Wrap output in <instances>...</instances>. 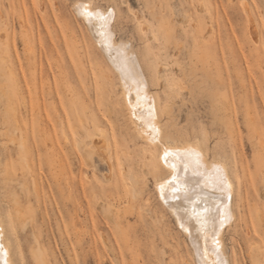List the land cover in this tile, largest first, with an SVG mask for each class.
<instances>
[{"label": "rangeland", "instance_id": "rangeland-1", "mask_svg": "<svg viewBox=\"0 0 264 264\" xmlns=\"http://www.w3.org/2000/svg\"><path fill=\"white\" fill-rule=\"evenodd\" d=\"M85 3L116 12L117 48L130 54L159 111L171 107L168 131L199 145L210 164L230 170L235 159L244 178L224 251L229 264H256L252 248L264 264V0H0V224L13 264L198 263L153 175L139 199L115 208L126 214L118 228L103 205L124 189L105 180L110 171L98 158L96 168L81 166L75 145L93 128L125 166L145 159L120 74L79 13ZM164 63L166 80L157 83ZM136 172L143 176L141 166Z\"/></svg>", "mask_w": 264, "mask_h": 264}, {"label": "bare ground", "instance_id": "bare-ground-1", "mask_svg": "<svg viewBox=\"0 0 264 264\" xmlns=\"http://www.w3.org/2000/svg\"><path fill=\"white\" fill-rule=\"evenodd\" d=\"M92 8L90 4L85 3L80 7L79 13L85 21L94 27L99 37V46L105 49L111 59L112 66L120 74L122 83L121 98L123 99L126 115L133 129L135 143H143L144 148H142V150L144 154H142L145 158L144 160L139 159L136 164L133 162L130 163L128 167L125 166V163L121 161L123 156L121 160L119 159L120 155H123V153L121 154L116 150L114 147L115 145L113 146V143L106 137V132L104 133V130L96 132V130L99 129L94 131V128L93 132L88 134L89 141L79 140L77 145L74 144L75 147H78L76 148L78 149L82 168L85 166L88 168H96V158H98L102 164L104 163L107 165L110 171L109 174H104L105 180L108 182L114 181L115 189L120 186L125 191L123 198L118 197L117 199L111 196L112 198L109 197L105 205H103L110 223H115L118 228L123 227L126 214L121 215L120 211L117 210L116 212L115 208H122L123 204L127 202L125 199L128 197L132 198V201L139 199L144 193L145 188L143 185L146 184L147 178L153 175L155 177V189L160 201L170 210L172 215L176 218L175 220L179 227L188 236L196 252L197 262L199 264H229L224 251L222 235L225 228L234 221L233 195L237 193L236 199L238 200V196L240 197V193L242 194L240 190L241 185H243L244 175L239 173L235 159H232L230 162V170H228L227 165L223 162L221 164L219 163L218 166L212 163L210 164L209 161L206 160V155L199 145L187 143L168 131L167 126L170 119L169 109L171 107L169 108V106L165 105L168 121H166V124H163L160 120V113L161 115L163 113L165 114L166 110L164 109L165 112L163 113L159 111L156 99L148 92V87L145 86L147 84L145 83V78L138 71L130 54L127 51L117 48L113 32V24L117 19L116 12L111 9L108 13H102L100 10L95 11ZM88 13H91V15H88ZM248 18L252 20L250 19L252 18L250 14ZM254 23L249 26L251 29L249 32L252 33L251 37H255V33H258L257 31L254 32L253 27H251L254 26ZM145 30L146 27L143 28V32H145ZM154 37L156 36H151L149 40H152ZM257 40L256 38V41L253 42L259 44L260 42L257 43ZM257 50L261 51L263 54L264 44L259 45ZM157 55L158 54H156V57ZM208 58H210V54L204 53L200 60L207 63L209 60ZM169 65V63L158 65L155 69L156 76L155 74L154 76L156 79H154V81L156 80L157 83H160V81L166 80L161 76V72L162 69H169ZM168 104L170 103L168 102ZM248 105L249 103L247 101L245 106L248 107ZM98 123L99 122H97V124ZM83 125H85V123ZM85 126L87 127V125ZM14 140L12 142H14ZM20 147H22L21 149H25L24 142ZM166 152L169 153L167 157H165ZM125 156L126 155H124V157ZM24 160L26 161V158H24ZM140 166L143 170V176H139L138 172H136ZM6 174L8 173L6 172ZM231 175L234 176L233 179H235L236 185ZM173 177H175V179H173ZM3 181L6 182L9 180L6 179ZM92 193L95 192L92 191ZM15 202L17 203V200ZM262 213L263 212L260 214L262 215ZM19 216H17L18 219H20ZM20 221L21 219L19 222ZM2 227L3 226L0 224V264H13L9 246L4 240V228ZM117 233L120 235V239H122V230L118 229ZM109 242L110 240L106 242V246L108 245L110 248ZM261 249L263 250L264 248ZM251 251L256 264H261L259 254L252 248Z\"/></svg>", "mask_w": 264, "mask_h": 264}, {"label": "snow or ice", "instance_id": "snow-or-ice-1", "mask_svg": "<svg viewBox=\"0 0 264 264\" xmlns=\"http://www.w3.org/2000/svg\"><path fill=\"white\" fill-rule=\"evenodd\" d=\"M88 15H91V13H88ZM169 155V153H165V157H167ZM174 167V166H173ZM173 179H175V177H173ZM174 191H175V189H174Z\"/></svg>", "mask_w": 264, "mask_h": 264}]
</instances>
